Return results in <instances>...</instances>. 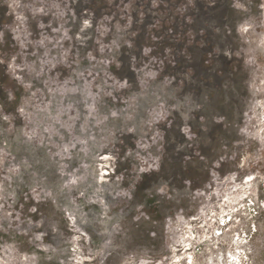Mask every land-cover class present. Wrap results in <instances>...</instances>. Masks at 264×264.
<instances>
[{"label": "rangeland", "instance_id": "374dc122", "mask_svg": "<svg viewBox=\"0 0 264 264\" xmlns=\"http://www.w3.org/2000/svg\"><path fill=\"white\" fill-rule=\"evenodd\" d=\"M0 264H264V0H0Z\"/></svg>", "mask_w": 264, "mask_h": 264}]
</instances>
